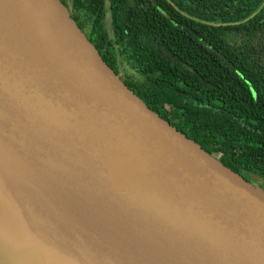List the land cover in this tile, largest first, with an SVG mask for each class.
<instances>
[{
  "label": "water",
  "instance_id": "water-1",
  "mask_svg": "<svg viewBox=\"0 0 264 264\" xmlns=\"http://www.w3.org/2000/svg\"><path fill=\"white\" fill-rule=\"evenodd\" d=\"M259 183L130 89L61 0H0V264H264Z\"/></svg>",
  "mask_w": 264,
  "mask_h": 264
},
{
  "label": "trees",
  "instance_id": "trees-1",
  "mask_svg": "<svg viewBox=\"0 0 264 264\" xmlns=\"http://www.w3.org/2000/svg\"><path fill=\"white\" fill-rule=\"evenodd\" d=\"M61 1L148 105L264 181V0Z\"/></svg>",
  "mask_w": 264,
  "mask_h": 264
},
{
  "label": "bare ground",
  "instance_id": "bare-ground-1",
  "mask_svg": "<svg viewBox=\"0 0 264 264\" xmlns=\"http://www.w3.org/2000/svg\"><path fill=\"white\" fill-rule=\"evenodd\" d=\"M29 221L31 222L32 219H29ZM81 223L82 224L83 223H85V224H91V225H95V226L97 225V223L93 219H83V220L81 219L80 220V224ZM78 229H82V228H78ZM29 230L26 229L25 232H27L28 235H30L31 238L36 242L37 248L40 246V244H44V238H43V235H42V229L35 230V229H30L29 228ZM22 237H25V236H22Z\"/></svg>",
  "mask_w": 264,
  "mask_h": 264
},
{
  "label": "rangeland",
  "instance_id": "rangeland-1",
  "mask_svg": "<svg viewBox=\"0 0 264 264\" xmlns=\"http://www.w3.org/2000/svg\"><path fill=\"white\" fill-rule=\"evenodd\" d=\"M126 69H127V71L129 72V73H133V70H132V68H131V66L130 65H126ZM123 80V79H122ZM220 151H222L221 149L219 150V149H215V152H220ZM223 152V151H222ZM9 222V224H11V222L10 221H8ZM11 225H13V224H11ZM27 233V232H26ZM21 240H23L24 241V243L27 245V246H30V247H33V248H37V244H36V242L31 238V236L30 235H27V236H25V237H22V236H18Z\"/></svg>",
  "mask_w": 264,
  "mask_h": 264
},
{
  "label": "flooded vegetation",
  "instance_id": "flooded-vegetation-1",
  "mask_svg": "<svg viewBox=\"0 0 264 264\" xmlns=\"http://www.w3.org/2000/svg\"><path fill=\"white\" fill-rule=\"evenodd\" d=\"M215 149H219V148H214V152H215ZM220 150V149H219ZM222 150V149H221ZM223 151V150H222ZM222 151H220V152H215V153H217L218 155L220 154V153H222ZM224 152V151H223ZM259 185L264 189V185H262V184H260L259 183Z\"/></svg>",
  "mask_w": 264,
  "mask_h": 264
}]
</instances>
